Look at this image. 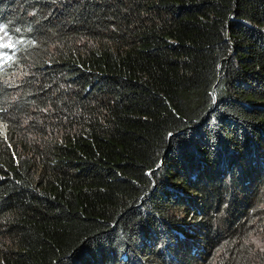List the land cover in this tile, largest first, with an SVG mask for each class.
Returning <instances> with one entry per match:
<instances>
[{"label":"trees","instance_id":"1","mask_svg":"<svg viewBox=\"0 0 264 264\" xmlns=\"http://www.w3.org/2000/svg\"><path fill=\"white\" fill-rule=\"evenodd\" d=\"M0 264H264V0H0Z\"/></svg>","mask_w":264,"mask_h":264},{"label":"rangeland","instance_id":"2","mask_svg":"<svg viewBox=\"0 0 264 264\" xmlns=\"http://www.w3.org/2000/svg\"><path fill=\"white\" fill-rule=\"evenodd\" d=\"M247 225H248L247 228L249 229V231L247 232V236H246V238L244 240L243 247L248 246V242H249V239H250V233L255 228V224L254 223H248ZM251 238H252V240H253V242L255 243L256 246H258V247L263 246V244L260 243V239H259L260 237L255 236V235L252 234Z\"/></svg>","mask_w":264,"mask_h":264},{"label":"bare ground","instance_id":"3","mask_svg":"<svg viewBox=\"0 0 264 264\" xmlns=\"http://www.w3.org/2000/svg\"><path fill=\"white\" fill-rule=\"evenodd\" d=\"M257 186V185H256ZM208 257V256H207ZM207 257H206V259H207ZM204 258V257H203ZM202 260V259H201Z\"/></svg>","mask_w":264,"mask_h":264}]
</instances>
